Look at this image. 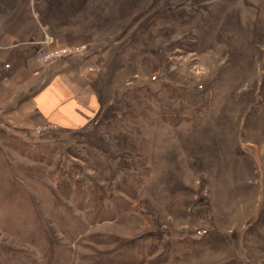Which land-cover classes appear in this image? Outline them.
Instances as JSON below:
<instances>
[{
  "label": "rangeland",
  "instance_id": "rangeland-1",
  "mask_svg": "<svg viewBox=\"0 0 264 264\" xmlns=\"http://www.w3.org/2000/svg\"><path fill=\"white\" fill-rule=\"evenodd\" d=\"M3 20L43 64L85 46L99 107L63 129L1 100L0 264H264V0H0Z\"/></svg>",
  "mask_w": 264,
  "mask_h": 264
},
{
  "label": "crops",
  "instance_id": "crops-1",
  "mask_svg": "<svg viewBox=\"0 0 264 264\" xmlns=\"http://www.w3.org/2000/svg\"><path fill=\"white\" fill-rule=\"evenodd\" d=\"M1 22L5 21H0V101L6 98L3 103L16 102L11 105L17 107L16 118L30 125L63 129L78 128L93 118L99 100L91 87L92 73L85 60L67 55L43 64L34 45L38 42L34 33L38 32L25 33ZM24 35L36 41L25 43L28 38L19 39ZM13 87L17 91L11 93Z\"/></svg>",
  "mask_w": 264,
  "mask_h": 264
},
{
  "label": "built area",
  "instance_id": "built-area-1",
  "mask_svg": "<svg viewBox=\"0 0 264 264\" xmlns=\"http://www.w3.org/2000/svg\"><path fill=\"white\" fill-rule=\"evenodd\" d=\"M44 43H47V40L44 41ZM85 46H81L79 50H71L69 47H54L53 49H50L46 53H44L42 58H51V59H57L64 55H78L79 57L82 56L83 50Z\"/></svg>",
  "mask_w": 264,
  "mask_h": 264
}]
</instances>
